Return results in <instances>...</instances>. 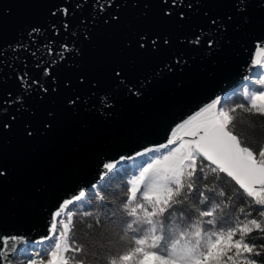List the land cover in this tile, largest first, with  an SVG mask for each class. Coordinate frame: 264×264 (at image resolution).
<instances>
[{
    "label": "water",
    "instance_id": "obj_1",
    "mask_svg": "<svg viewBox=\"0 0 264 264\" xmlns=\"http://www.w3.org/2000/svg\"><path fill=\"white\" fill-rule=\"evenodd\" d=\"M258 45L264 0H0V102L23 97L0 108V249L23 238L9 241L10 264L51 235L64 200L106 178L104 163L166 144L259 77Z\"/></svg>",
    "mask_w": 264,
    "mask_h": 264
},
{
    "label": "snow or ice",
    "instance_id": "obj_2",
    "mask_svg": "<svg viewBox=\"0 0 264 264\" xmlns=\"http://www.w3.org/2000/svg\"><path fill=\"white\" fill-rule=\"evenodd\" d=\"M63 12L67 15L68 9ZM67 27L65 24L64 28ZM195 42L199 43V39ZM151 44L155 48L157 41L152 40ZM144 46L142 42L140 47ZM252 63L264 69V45L257 46ZM45 72L50 75L51 69ZM115 75L120 77V72L116 71ZM17 78L21 87L28 80L27 73L18 74ZM255 83L261 87L253 91L246 89L243 103L226 108L231 98L217 96L176 124L166 144L136 153L144 157L167 149L166 153L149 156L141 162L126 186L122 205L118 211L111 212L109 218L119 228L120 241L128 248L110 251L104 264H264V243H259L264 241V236L257 237V242L249 239L253 233H264V144L253 146L247 138L235 134L239 117L234 115L239 112L264 117V79ZM34 84L39 82L31 80L25 90ZM40 88L47 92L42 85ZM5 95L12 97L11 92ZM22 99V96L11 101L5 99L0 102V108ZM69 103L74 105L76 101ZM10 126L7 121L2 125L4 129ZM127 159L132 157L122 156L102 165L101 179L109 178L104 188L124 172L118 165ZM209 174L214 184L207 182ZM3 175L0 171V176ZM228 178L238 186L231 197L221 187ZM92 188L95 192L96 185ZM85 197L86 192L81 190L62 202L54 214L51 235L38 242L48 241V247L38 251L37 258H29L26 264H84L82 258L76 259L84 249L70 236L75 214L67 211L66 220L57 218L69 205L83 202ZM217 200L221 202L216 203ZM241 200L244 206L238 207ZM21 239L3 238L0 264H10L8 257L16 251L9 241Z\"/></svg>",
    "mask_w": 264,
    "mask_h": 264
},
{
    "label": "trees",
    "instance_id": "obj_3",
    "mask_svg": "<svg viewBox=\"0 0 264 264\" xmlns=\"http://www.w3.org/2000/svg\"><path fill=\"white\" fill-rule=\"evenodd\" d=\"M262 75L264 77V70H262ZM247 84H242L234 92L226 96L231 98L230 102L225 105L226 108L244 102V88ZM234 115L239 117L235 134L240 135L241 139L247 138L253 146L264 144V117L240 114L239 112ZM144 160H146V156L128 159L126 163L118 166L124 172L111 180L108 188H104V184L109 182V178L106 177L96 187L95 192L93 189L86 192L85 201L76 202L68 207L66 211H71L75 214L70 236H74L76 238L75 243L84 249L82 253L76 255V259L82 258L84 264H104L105 258L110 251L115 253L118 248L127 250L128 246L120 241L119 228L111 222L109 217L111 212L118 211L123 203L126 186L133 175L131 170L136 171V167ZM207 171V168H205V172ZM207 182L209 184L215 183L212 174L208 175ZM221 187L230 197L238 188L234 182L230 181V178L224 180ZM101 196L103 199L100 198ZM220 202L219 200L216 201V203ZM243 206L244 200H241L238 207ZM84 213H89V215H84ZM236 214L239 215L238 212ZM66 216L62 219L66 220ZM58 227H60L59 224ZM259 236H264V233H253L249 239L252 242H257V237ZM259 243H264V241H259ZM29 258L37 257L24 253L17 254L13 257V264H26ZM46 259L47 257L45 256Z\"/></svg>",
    "mask_w": 264,
    "mask_h": 264
},
{
    "label": "rangeland",
    "instance_id": "obj_4",
    "mask_svg": "<svg viewBox=\"0 0 264 264\" xmlns=\"http://www.w3.org/2000/svg\"><path fill=\"white\" fill-rule=\"evenodd\" d=\"M262 70H264V69H259L258 68V73L260 74V76L259 77H255L254 78V80L256 81V80H259V79H264V77H263V75H262ZM248 84L246 85V87L244 88V91L247 89V90H249V91H253V90H256V89H258V88H260L261 86L258 84H252L251 82H247ZM246 84V83H245ZM169 147H172L171 145L169 146ZM154 148H159V146L158 147H154ZM166 151H167V149H159V152H156V153H149V154H147V156H146V160L148 159V157L149 156H152V155H159V154H162V153H166ZM133 158H138V156H135V157H133ZM127 162V160L125 161V162H123V163H126ZM121 165V164H120ZM137 169H136V171H134L133 169L131 170L132 172H133V175H132V179L134 178V176H135V174H136V172L138 171V167H136ZM99 185V184H98ZM97 185V186H98ZM96 186V187H97ZM89 192V191H88ZM66 213H67V211H65L64 213H62L61 214V217L59 218V219H62L63 217H65L66 216ZM58 219V220H59ZM58 229H59V227H58ZM36 244H26V245H23V246H21V248H19V250L17 251V253H16V255L17 254H26V255H32L33 257H35L36 255V253L38 252V251H40L39 249H37V246H35ZM35 246V247H34ZM23 249H27V252H22L21 250H23ZM43 254V253H42Z\"/></svg>",
    "mask_w": 264,
    "mask_h": 264
},
{
    "label": "bare ground",
    "instance_id": "obj_5",
    "mask_svg": "<svg viewBox=\"0 0 264 264\" xmlns=\"http://www.w3.org/2000/svg\"><path fill=\"white\" fill-rule=\"evenodd\" d=\"M250 81L249 82H253V83H255V80H254V78L252 79H249ZM257 81V80H256ZM34 244H36L35 246H37V249H39L40 251L42 250V249H46L47 247H48V241H45L44 243H38V242H36V243H34ZM34 246V247H35Z\"/></svg>",
    "mask_w": 264,
    "mask_h": 264
},
{
    "label": "clouds",
    "instance_id": "obj_6",
    "mask_svg": "<svg viewBox=\"0 0 264 264\" xmlns=\"http://www.w3.org/2000/svg\"><path fill=\"white\" fill-rule=\"evenodd\" d=\"M253 79V78H252Z\"/></svg>",
    "mask_w": 264,
    "mask_h": 264
}]
</instances>
